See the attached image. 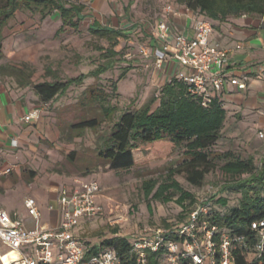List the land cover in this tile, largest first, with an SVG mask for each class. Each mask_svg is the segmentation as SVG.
<instances>
[{"label":"trees","instance_id":"obj_1","mask_svg":"<svg viewBox=\"0 0 264 264\" xmlns=\"http://www.w3.org/2000/svg\"><path fill=\"white\" fill-rule=\"evenodd\" d=\"M169 2L187 7L200 18L209 21L212 27L214 21L224 22L241 15L264 14V0H166L165 5ZM21 9L38 13L41 19L57 13L62 23L60 30L67 27L77 32L80 22L85 18L84 4L78 0H3L0 4V60L3 58L2 31L8 21ZM163 14L162 12L160 17ZM87 32L108 43L107 48H99L103 51L101 54L104 58L103 63L87 73L65 80L54 78L52 81L46 79L37 82L36 78L52 73L49 67L46 66L42 74H36L29 66L23 65L18 68L3 63H0V73L15 78L18 87H32L41 101L48 102L62 96L72 85L82 84L88 77L97 78L113 68L115 63L125 61L121 56L122 53L115 50L119 39L127 35L124 31L93 20L88 25ZM127 69L125 68L112 83L113 91L117 89V81L124 77ZM96 89L89 91L90 101L99 104L104 119H112L116 109L108 103L109 95L102 88ZM156 100L158 103L153 108L151 105ZM224 119L225 112L220 99H214L204 107L200 99L191 94L183 82L172 76L161 86L156 99L153 98L151 102L136 110H125L119 114L98 149L97 156L108 163L110 170L118 172L165 158L178 148L183 149L182 158L169 168L163 182L158 184L155 180H145L141 187L146 198L151 196L154 200L166 203L177 196L175 201L179 205H184L185 202L192 205L180 222L175 225H164V229L168 230L166 235L174 240H179V237L170 231L182 224L189 213L197 208L193 194L184 190L174 179V175L184 171L189 184L201 186L206 174L215 167V161H222L219 169L231 178L228 185L222 186V191L231 189L239 192L238 204L229 207L225 212H219L213 209L211 202L214 196H211L202 203L207 211L199 214L198 223L205 221L209 226H216L218 234L228 230L232 233L244 234L252 240L254 231L251 229V223L264 219V156L257 166L253 156L241 158L229 150L214 151L212 148L221 136ZM100 123L97 117H91L71 125V128L96 129ZM73 153L72 151L70 155L73 156ZM214 203L222 207L227 206L226 198L220 197ZM148 209L151 210L150 206ZM113 233L116 231L113 230ZM132 241L133 239L116 235L97 244H89L82 240L87 256L99 248H113L124 264H132L134 261ZM162 257V250L149 252V264H162L160 261ZM236 263L246 264L239 251L236 252Z\"/></svg>","mask_w":264,"mask_h":264},{"label":"rangeland","instance_id":"obj_2","mask_svg":"<svg viewBox=\"0 0 264 264\" xmlns=\"http://www.w3.org/2000/svg\"><path fill=\"white\" fill-rule=\"evenodd\" d=\"M2 1L0 0V4ZM118 2L126 9L124 12L129 20L137 25L134 31L127 32L126 37L120 38L119 44L115 47V50L122 53L121 56L125 61L115 63L113 68L97 78L88 77L82 84L69 87L62 96L58 97L59 105L55 108V126L63 134L61 148L67 150V160L64 161L67 187L80 180L96 181L101 189V196L98 199L102 208L101 213L94 218L80 221L74 232L77 237L89 244L100 243L115 235L134 240L145 235V230H149L147 233L152 234L155 230L164 229L165 224L175 225L180 222L184 213L192 207L188 202L184 205L176 203L177 196L166 203H161L151 196L146 198L141 190L145 180H155L158 184L163 182L169 168L182 158V148H178L165 158L118 172L110 170L108 163L97 156L98 149L119 114L125 110H136L151 102L153 98L156 99L163 85L162 75L155 71V59L152 56L144 57L142 48L147 45L149 30L162 14L166 0H118ZM102 21L105 22L104 19ZM18 23L19 19L15 14L3 31L7 32L11 29L13 33L19 31L20 29L16 27ZM52 29L53 26L49 30L50 37L44 39L43 43V46L49 44V47L38 54L33 53L34 62L30 63V69L36 74H42L46 66H49L52 73L36 78V81L54 78L65 80L87 73L103 63L104 58L101 55L103 51L99 48H107L108 43L104 39L91 36L87 32V22L80 24L79 31L67 28V33L57 38L52 37ZM4 48L2 43V53ZM16 49L14 44L13 52L8 53L11 58L6 60L3 54L0 62H6L7 66L9 62L16 64ZM125 68L128 69L124 77L117 81V89L113 91L112 83ZM96 88H102L109 95L108 103L116 109L112 119H104L99 104L90 101L89 91L97 90ZM157 103L156 100L151 106L154 108ZM91 117H97L101 121L98 128L85 130L71 128V125ZM244 142L243 138L217 142L212 149L218 152L229 150L241 158L251 155L255 164L259 166V160L264 156V142L256 143L255 140H248L247 143L253 144L251 151L244 147L246 145ZM72 151L73 156L70 155ZM222 163L215 161V167L206 174L201 186L189 184L184 171L174 175V179L184 190L193 194L197 207H203L202 203L211 196H214L211 202L213 209L219 212H225L229 207L238 204L239 192L231 189L222 191V186L231 182V178L219 169ZM220 197L226 198V207L214 203ZM113 230L116 233H113ZM10 258L16 259V253L0 254V264L1 262L9 264Z\"/></svg>","mask_w":264,"mask_h":264},{"label":"crops","instance_id":"obj_3","mask_svg":"<svg viewBox=\"0 0 264 264\" xmlns=\"http://www.w3.org/2000/svg\"><path fill=\"white\" fill-rule=\"evenodd\" d=\"M78 1L84 4L85 15L80 24L87 22L88 27L96 20L102 25L121 29L125 34L136 29L137 25L129 20L124 12L126 9L118 0ZM16 17L19 19L16 27L20 30L13 33V29H7V32L2 33L6 60L11 58L8 53L13 52L14 44L17 48V63L9 62V66L30 67V63L34 62L33 53L38 54L49 47V44L43 46V43L44 39L50 37L52 26L51 35L54 38L67 33V27L60 30L62 23L57 13L41 19L38 13L21 9L16 12ZM165 18L177 32L192 33L193 24L184 13L175 17L167 15ZM208 41L229 52L227 64L221 67L224 76L227 79L237 77L246 84L244 89H238L228 81L223 86L220 100L225 119L218 142L243 138L246 142L244 147L251 151L253 144L247 143L248 140L264 142V138L258 135L264 132V14L241 15L224 22L214 21ZM147 45L150 56L156 59L161 54L159 44L148 38ZM176 69L175 63L166 62L163 70L155 71L162 75L164 84ZM41 81L44 79L37 82ZM57 99L41 101L32 87H18L15 78L0 73V208L21 220L26 228L56 225L58 211L56 208L51 211L48 206L55 204L60 190L73 187H67V172L64 169L67 150L61 148L63 134L55 126V108L59 105ZM33 111H37L34 118L23 120L25 115ZM7 168L10 171L4 172ZM27 198H33L36 202L40 212L38 221L28 214L24 204ZM8 252L9 249L0 240V254ZM13 252L16 257L21 253Z\"/></svg>","mask_w":264,"mask_h":264},{"label":"built area","instance_id":"obj_4","mask_svg":"<svg viewBox=\"0 0 264 264\" xmlns=\"http://www.w3.org/2000/svg\"><path fill=\"white\" fill-rule=\"evenodd\" d=\"M108 1V0H102ZM164 15L156 19L149 30V39L157 42L161 54L155 59V70H163L168 62L175 63L174 77L183 82L188 91L200 99L206 107L214 99H220L223 86L228 81L238 89L246 84L237 77L224 76L221 71L228 62L226 48L211 45L208 41L213 31L211 23L200 18L185 6L169 2L164 6ZM184 13L192 22V33L177 32L165 16H178ZM144 57L150 56L149 46L142 48ZM37 111L23 117L29 121ZM264 138V132H259ZM7 168L4 172H9ZM101 189L96 181L77 180L72 188L59 191L55 204L49 210L58 211V223L51 227L26 228L22 221L13 218L0 208V240L10 252H21L16 259L10 258L9 264H124L113 248H99L87 256L81 238L75 235L80 221L96 217L102 211L98 199ZM28 214L36 221L40 212L33 198L24 201ZM205 207H197L186 220L170 232L179 240L169 238L168 230L158 229L134 239L132 250L135 258L132 264H149L148 253L163 251L162 264H237L236 252L244 257L246 264H264V219L251 223L253 239L244 234L223 230L219 233L216 226L205 221L198 223L199 214L206 212ZM152 235V236H151ZM217 237V238H216Z\"/></svg>","mask_w":264,"mask_h":264}]
</instances>
